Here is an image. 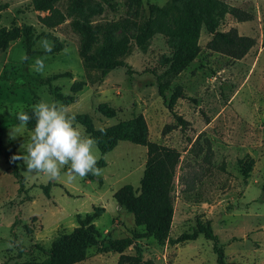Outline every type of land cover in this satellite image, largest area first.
<instances>
[{"label":"rangeland","instance_id":"obj_1","mask_svg":"<svg viewBox=\"0 0 264 264\" xmlns=\"http://www.w3.org/2000/svg\"><path fill=\"white\" fill-rule=\"evenodd\" d=\"M71 0H58L55 6L65 14L62 23L47 27L39 17L48 11L35 10L31 0H0V27L31 25L36 35L34 53L27 62L24 39L11 42L0 50V121L1 140L11 157L26 154V143L34 128L15 129L16 114L41 99L51 103V89L64 95H75L70 115L88 114L95 128L143 114L150 141L170 146L180 153L174 189V213L169 236L177 237L195 225L196 220L211 221L213 231L224 246L226 264H264V0H216L234 6L251 16L238 21L230 13L218 20L216 29L234 27L240 35L255 39V44L240 59L211 51L206 47L212 34L202 24L196 58L170 80L167 96L180 87L174 111L178 121L159 95L156 74L162 73L178 45V39L154 33L145 50L139 48L134 36L147 18L149 4L165 6L170 0H89L84 15L92 23L100 48L105 36L113 41L123 37L126 52L120 57L129 67L120 66L101 77L100 70L85 65L79 55L80 36L66 15ZM187 0H180L183 6ZM47 39L54 45L47 53L39 41ZM69 51L65 53L63 50ZM37 58L44 62L43 72L32 65ZM58 73H68L44 80ZM83 82L73 92L74 82ZM110 108L112 116L100 110ZM76 120V119H75ZM78 130L89 137L85 127L76 121ZM147 148L130 141H119L101 156L96 145L93 154L103 157L101 177L83 178L67 175L69 165L61 167V175L51 180L43 173L26 178V165L16 160L24 177V189L0 155V264L28 260L40 261L44 254L35 249L15 259L16 245H40L48 248L61 233L78 225L77 214L85 215L99 209L94 220L99 243L128 235L133 216L120 207L113 193L124 184L140 186L147 158ZM243 159L252 160L249 176L244 178ZM50 185L49 195L44 186ZM143 231L144 228H138ZM144 259L154 264H217L212 241L200 235L197 239L170 245L158 244L152 237L139 239ZM98 246L88 249L85 260L77 264H116L119 254L100 253ZM126 253H133L126 249Z\"/></svg>","mask_w":264,"mask_h":264},{"label":"trees","instance_id":"obj_2","mask_svg":"<svg viewBox=\"0 0 264 264\" xmlns=\"http://www.w3.org/2000/svg\"><path fill=\"white\" fill-rule=\"evenodd\" d=\"M58 0H31L35 10L48 11L49 14L39 17L40 22L47 27H54L62 23L65 14L55 6ZM180 0H170L165 6L149 4L147 18L139 25L134 36L139 48L145 50L149 39L154 33H161L166 36L178 39V45L170 58H167L166 69L156 74L159 95L163 98L166 107L173 113L175 118L184 122L174 111L176 99L181 96L180 87H176L170 97L167 90L170 80L185 67H187L199 54L201 47L198 43L200 30L204 24L212 34L206 47L215 52L225 54L233 59L242 58L255 44V39L250 36L240 35L236 28L232 27L227 31L217 30L218 20L226 13H230L238 21H246L250 15L237 7L216 0H187L183 6L178 5ZM89 0H71L66 15L72 17L71 26L80 36L79 55L87 66L100 70L101 77L107 75L111 70L128 65L120 58L126 52L127 38L123 37L113 41L105 36L100 48H94L98 36L92 23L84 15V6ZM2 6L0 5V11ZM24 39L26 55L28 58L34 53L33 46L36 42V35L31 25L12 26L10 28L0 27V50L8 48L9 44L19 38ZM24 62L28 60L23 59ZM68 73H58L45 79L50 84L52 79L62 77ZM83 82H74L72 91H79ZM54 99L63 104H70L75 101V95H64L58 88L51 89ZM100 110L107 116H112L110 108ZM23 112L32 116V108H26ZM76 121L85 127L89 137L95 140L101 156L110 152L119 141H130L134 144L147 148V158L143 175L140 179V186L135 189L131 184H124L113 193L117 204L133 216V226L126 227L128 235L122 238H108L99 243V232L94 220L100 216V210L95 209L92 213L85 215L77 214L78 225L70 232L61 233L50 244L48 248L40 245H31L26 248L24 245H16L17 254L15 259L22 258L23 254H33L35 249L44 254L40 261L28 260L24 262L14 261L13 264H77L87 257L88 249L98 246V252L118 253L116 264H154L150 259H144L139 239L152 237L158 244L168 243L175 245L197 239L202 235L205 239L212 241V249L216 254L217 264H226V257L223 244L214 233L211 221L196 220L195 225L188 231L180 233L177 237L169 236L174 204L172 192L177 167L180 161V153L177 149L162 145L148 139V127L143 114L119 121L115 124L95 128L92 118L88 114L75 115ZM15 123L20 121L15 117ZM35 119L26 126L34 127ZM103 130V131H101ZM0 155L4 156L6 163L11 168L12 175L19 185L18 191L24 189V177L19 172L16 160L10 156L1 140L0 121ZM242 167L244 178L249 176L252 167V160L248 163L243 159L238 160ZM105 165V160L100 157L97 160V167ZM86 176L93 177L91 173ZM50 185L44 186L45 194L49 195ZM264 193V184L261 187ZM142 226L143 231L138 228ZM132 249L133 253H126V249Z\"/></svg>","mask_w":264,"mask_h":264},{"label":"clouds","instance_id":"obj_3","mask_svg":"<svg viewBox=\"0 0 264 264\" xmlns=\"http://www.w3.org/2000/svg\"><path fill=\"white\" fill-rule=\"evenodd\" d=\"M38 43L45 52H52L54 45L46 38ZM63 51L67 53L69 50L65 48ZM24 59L29 58L25 56ZM32 67L37 72H43V59L37 58ZM33 117L35 124L26 143V154L13 157V160H22L26 165V171H23L26 178L33 173H43L49 179L57 180L61 167L65 165L70 166L67 173L70 179L74 176L83 178L89 173L97 177L103 175V170L96 166L93 154L95 140L83 136L74 126L75 116L69 114L68 106L41 99L32 105V116L23 111L16 114L20 125L15 131L26 127Z\"/></svg>","mask_w":264,"mask_h":264}]
</instances>
